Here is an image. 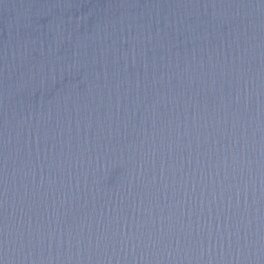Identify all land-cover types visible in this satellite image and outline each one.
I'll return each mask as SVG.
<instances>
[{
    "label": "water",
    "instance_id": "95a60500",
    "mask_svg": "<svg viewBox=\"0 0 264 264\" xmlns=\"http://www.w3.org/2000/svg\"><path fill=\"white\" fill-rule=\"evenodd\" d=\"M264 151V0H0V264H211Z\"/></svg>",
    "mask_w": 264,
    "mask_h": 264
}]
</instances>
